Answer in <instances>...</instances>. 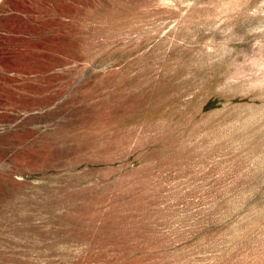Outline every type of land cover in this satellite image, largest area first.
<instances>
[{
    "label": "rangeland",
    "instance_id": "374dc122",
    "mask_svg": "<svg viewBox=\"0 0 264 264\" xmlns=\"http://www.w3.org/2000/svg\"><path fill=\"white\" fill-rule=\"evenodd\" d=\"M0 264H264V0H0Z\"/></svg>",
    "mask_w": 264,
    "mask_h": 264
}]
</instances>
